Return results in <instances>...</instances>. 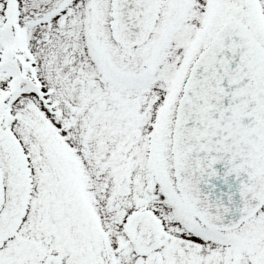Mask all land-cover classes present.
<instances>
[{
    "label": "snow or ice",
    "instance_id": "obj_1",
    "mask_svg": "<svg viewBox=\"0 0 264 264\" xmlns=\"http://www.w3.org/2000/svg\"><path fill=\"white\" fill-rule=\"evenodd\" d=\"M0 264H264V0H0Z\"/></svg>",
    "mask_w": 264,
    "mask_h": 264
}]
</instances>
